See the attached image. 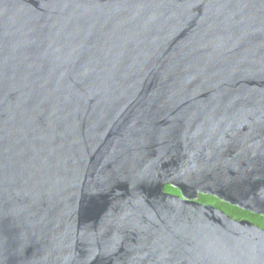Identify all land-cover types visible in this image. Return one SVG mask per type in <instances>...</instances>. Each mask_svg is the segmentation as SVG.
<instances>
[{
	"label": "water",
	"instance_id": "water-1",
	"mask_svg": "<svg viewBox=\"0 0 264 264\" xmlns=\"http://www.w3.org/2000/svg\"><path fill=\"white\" fill-rule=\"evenodd\" d=\"M198 191L264 214V0H0V264H264Z\"/></svg>",
	"mask_w": 264,
	"mask_h": 264
},
{
	"label": "flooded vegetation",
	"instance_id": "flooded-vegetation-1",
	"mask_svg": "<svg viewBox=\"0 0 264 264\" xmlns=\"http://www.w3.org/2000/svg\"><path fill=\"white\" fill-rule=\"evenodd\" d=\"M177 193H179L178 189ZM195 199L204 203L212 204L213 206L217 207L218 209H221L222 211L229 214L235 219L245 218L257 225L264 226L263 213L253 212L246 208H242L239 205H236L228 200L218 197L216 194L198 191Z\"/></svg>",
	"mask_w": 264,
	"mask_h": 264
},
{
	"label": "trees",
	"instance_id": "trees-1",
	"mask_svg": "<svg viewBox=\"0 0 264 264\" xmlns=\"http://www.w3.org/2000/svg\"><path fill=\"white\" fill-rule=\"evenodd\" d=\"M164 189L167 190V191H170V192H174V193H177V189L176 187L170 185V184H166L164 186ZM263 222H264V216H263Z\"/></svg>",
	"mask_w": 264,
	"mask_h": 264
}]
</instances>
